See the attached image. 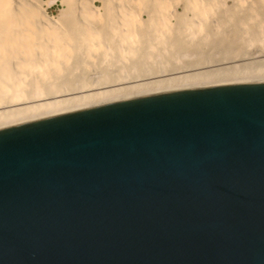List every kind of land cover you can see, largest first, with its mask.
Instances as JSON below:
<instances>
[{
    "label": "water",
    "instance_id": "95a60500",
    "mask_svg": "<svg viewBox=\"0 0 264 264\" xmlns=\"http://www.w3.org/2000/svg\"><path fill=\"white\" fill-rule=\"evenodd\" d=\"M0 264H264V82L0 129Z\"/></svg>",
    "mask_w": 264,
    "mask_h": 264
},
{
    "label": "bare ground",
    "instance_id": "6f19581e",
    "mask_svg": "<svg viewBox=\"0 0 264 264\" xmlns=\"http://www.w3.org/2000/svg\"><path fill=\"white\" fill-rule=\"evenodd\" d=\"M0 0V129L153 94L264 82V0Z\"/></svg>",
    "mask_w": 264,
    "mask_h": 264
},
{
    "label": "rangeland",
    "instance_id": "374dc122",
    "mask_svg": "<svg viewBox=\"0 0 264 264\" xmlns=\"http://www.w3.org/2000/svg\"><path fill=\"white\" fill-rule=\"evenodd\" d=\"M93 4L97 7L104 9V5L106 4V0H92ZM144 3H150L151 0H141ZM65 6L62 3V0H57L54 4L46 7V12L49 16L53 18H59L61 13L64 11Z\"/></svg>",
    "mask_w": 264,
    "mask_h": 264
}]
</instances>
